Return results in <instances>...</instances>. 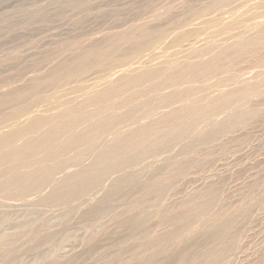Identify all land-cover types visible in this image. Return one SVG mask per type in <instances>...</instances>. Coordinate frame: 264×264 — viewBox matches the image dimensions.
Segmentation results:
<instances>
[{"label": "rangeland", "instance_id": "rangeland-1", "mask_svg": "<svg viewBox=\"0 0 264 264\" xmlns=\"http://www.w3.org/2000/svg\"><path fill=\"white\" fill-rule=\"evenodd\" d=\"M215 1L217 3H214ZM218 1L219 0H0V118H1L0 126L3 123L2 120L3 121L7 120L5 124L8 123L12 124L11 126H8V128L6 127L0 128V131L7 132V130L19 128L20 127L19 124L21 125L23 124L22 122L24 117L23 116L21 117V114L26 110L24 106L28 107V109L31 110L36 109L37 111L38 109H40L38 111H41L42 113L52 114L51 112H55V111L53 110L50 111L46 109L55 106L57 103V101L55 100H58L61 97H63L62 99H67L68 97L75 99V101H78L83 97L89 95L92 96L95 93L94 90L95 88L93 89L92 93H90L89 91V94L80 97L78 94H81L83 91H81V93L77 92L76 90L77 87L75 86L76 89H74V85L78 83L80 84V86L84 85V87H86L85 83L89 85L94 80L99 79V77L106 75V73L110 72L109 70L111 69V66H113L114 62L117 63V60L115 58L117 55L121 54L122 52L126 54L125 52H127V50H129V47L131 48L132 45L136 43L145 44L147 43L149 38L156 36L163 31L164 32L166 31L167 32L166 34H168V36L165 37L166 34H164L163 35L164 41L162 39V42H160L161 44L159 43L160 47L157 48L155 51L151 52L152 54L156 52L155 54H153V56L151 54L152 57H155V60L153 61L154 64L153 63L151 64L150 62L148 63L149 65L146 64L148 65L147 68L149 67L153 68V66L156 67L160 64L159 61L162 62V60L165 61L166 59L175 61L176 63L178 62L185 63V61L189 59V58L187 59L185 53L189 52V50L193 51V49L196 52L200 49L199 52H201L204 48L208 47L207 45L210 46L211 43L218 44V42L220 43V41H223L225 42L223 43V45L226 44V47L231 48L232 45L235 46L236 43L234 42L236 38L234 35H238L239 33L244 34L245 37L243 39H245L247 35H248L247 38L250 39V38L258 37L257 35L260 33H261L260 35L264 34V28H263L264 0H248V1L222 0L221 1L222 4H219L220 2ZM220 5L221 6L223 5L222 8H220L221 7ZM209 6L211 7V9ZM208 9L210 11L212 10V13H209ZM161 10L162 13L158 18H156V13ZM225 11L226 13H224ZM232 11L235 12L231 13ZM207 23L209 24L208 26L206 25ZM257 23L258 25L254 26ZM247 25L250 30L252 28V31L255 27L260 29L259 30L257 29V31L256 29H254V31L250 33V30L248 29ZM251 25L253 27H251ZM243 27L244 29L247 28L249 30V34L251 35L249 34L245 35L244 32L246 31L242 29ZM234 28L237 29L235 30ZM219 29H221V31ZM115 32H121L123 34H126V36H128L130 39L129 42L127 43L124 41L117 42V40H115ZM213 38L214 39L216 38V40H214ZM222 38L223 39L226 38L227 40L225 41ZM200 39H202V41H200ZM219 39L220 41H218ZM229 39L233 40L231 41V43L234 42L232 45L231 43L227 42L229 41ZM192 43L197 44L195 45L197 47L196 50L194 47L192 49L180 51V49L183 50L184 48L190 46ZM177 44H180L182 47H180ZM201 47L203 48L202 50ZM97 49L109 52L115 56L114 58H112L111 56V58L105 59L106 60L105 63L104 60L103 62H101L102 64H104L102 68L103 70L99 67L96 68L94 67L93 70L90 71V73L93 74L88 73L90 75L88 74L82 75L81 73H79V71L83 67L92 68L93 61L95 58L94 51ZM175 49H177V51ZM217 50L218 49H215V51ZM262 50L264 51L263 48ZM263 51L260 52L261 54L259 53L260 55L256 53L255 55H253L254 57L250 56V54L248 55L249 57L245 55L244 58H241L243 57L241 55H240L241 57L237 56L235 57L236 62L238 61V57L240 59L237 63L235 61L230 62L233 65L229 64V62L227 64L225 63V65L227 66L231 65L230 67L225 66L226 69H224L223 67L224 65H222L221 69L223 71L220 70L222 71L221 74H219L220 71H218L217 73H215L217 76H214L215 75L214 74L212 78L210 77L207 78L206 80H202V81L198 80L196 82L194 81L190 84L185 83L183 84L182 87L179 86L180 88L184 89L187 85L192 84L197 89L196 92L195 90L193 91L194 92L193 95H192L193 92L191 93V95L189 96L190 98L188 97V100L187 101L185 100V103L187 104L197 103L198 101L197 98L200 97L201 99L203 100L205 99L204 101H206V99H208L209 97L217 96V94L222 93L221 90L224 89L223 91H226L230 89L229 88L230 86H231L230 90L234 91L236 89L239 90V88L245 86L250 82L251 83L259 82V80H261L260 78L261 77L263 78L264 76ZM127 54L128 55H125V57L121 59L123 63L128 61L127 63L129 64L130 61L136 60V58L140 56V55L138 56V54L136 55L135 53H132L134 55H130V52ZM85 55H87V57H84ZM177 55L180 56L178 57ZM260 56L261 57L263 56V58L260 59L261 58ZM190 60H194V59L191 58ZM253 64H255V66ZM132 69L133 68H131L132 72H136L138 70V69L136 70L135 69L132 70ZM261 71L263 72L262 75L260 73ZM75 72H78V74H80V75H75L77 77V81L74 79L75 76L72 79H70L69 77L72 73L74 74ZM85 78L86 80L87 79L88 80L86 81ZM52 79H55V81H53ZM57 79L64 80V83L66 85L62 87H65L66 90L68 91L62 90L63 89L62 87L57 88V86H59L60 83ZM208 79L209 82L207 81ZM218 79H221L219 80L220 83ZM153 80H148V82L143 84L141 87L135 86L133 88H130L129 91L132 89L130 93L127 90L126 94L125 93H124L125 95L123 94L124 96L122 95V97L119 98L115 97L116 102L114 101L115 103L113 102L112 106L109 105L107 106V108L105 107L106 109L104 108L106 110V113L105 112L103 113L109 114L108 113L110 112L109 109L111 107L114 109V106L116 109L114 110L112 108L111 109L113 111L120 110V112H126L127 110L130 109V107L135 106L137 108L135 109L136 113H134L132 117L140 118L138 119V121L136 120L137 123L134 122V124H132L133 121H135V119L134 120L130 119L132 121H129L127 123H131V122L132 123L127 128L125 127L121 128L119 127L120 125L115 126L116 129L121 128V130L118 132L116 131L117 134L113 132V134L109 135L107 139L106 138L104 140L101 139L102 144L100 143L98 146H96L97 148L95 147V150L94 147H91L93 149L90 150L91 153L93 152V154L90 153L89 150L90 147H88L87 145L84 146L80 145L79 147L76 148V150L72 149L71 150L72 152L70 151V153L68 152L67 154H65V158L62 157L63 155L61 156L58 155L59 157H55L52 160L56 164L51 162V164H53L54 171L58 169V168L56 169L57 164L59 167L62 161H65V159L66 161L63 162L64 165L62 163L63 166L62 168L59 167V170L56 171L57 173L54 172V174L56 173L54 178L57 176V178L55 179L57 180L63 179V177L66 174L68 175L70 173L77 171L81 167L90 165V163H92L95 160V157H97L98 150L100 152L102 151V149H105L108 145H110L111 141L115 140L114 138L117 137L116 135H118V133H121V136H124L123 134H127L129 131L136 128L138 124L140 125L141 121H142L141 123L144 125V124H148L149 121L151 120L152 121L159 120L164 115V112L168 108V107L167 108L162 107V103H161L163 97L162 95L164 94H161V92L163 91L167 94L168 92H170L171 88H169L168 92L166 91V89L161 91L151 90L150 86H153V83L154 84H156V82L158 83L157 78L155 82ZM78 84L77 86L79 87ZM210 86H214V87L210 88ZM142 87L146 88V89L144 88V92H142L143 91V89H141ZM56 88H57V92H55ZM97 88L98 86L96 87V89ZM102 88L103 86L99 85L97 91H100ZM79 89L80 88H78V91ZM24 90L26 92H30L27 96H25L26 100L25 98H19V101L15 100V97L17 96L19 91H24ZM34 90L37 92H33ZM136 90L141 91L142 94L145 93V95L140 94V92L137 94ZM59 91H60V95L62 96L57 95ZM63 91L64 92L66 91V93L64 94ZM70 91L73 94L69 93ZM51 92H55L56 95L58 96V99H55L57 96L55 94H52ZM157 92L158 93L160 92L161 95L158 94ZM45 93L47 94L51 93V95L53 96L51 97V95H46ZM203 93L204 94L207 93L206 94L207 96L204 95ZM45 95H46V97L44 98L45 102L43 104L44 100L42 101V99L40 98L37 99V98L40 96L42 98V96ZM76 95H78L77 96L78 98L76 97ZM47 96L50 97V98L48 97L49 99L51 100L55 99V100L49 103L50 100L49 101L46 100ZM116 98H118L119 100ZM248 98L251 99L248 100ZM248 98H247V103L245 102V104H246V108L250 111V114L248 115V117L249 116L250 117L249 118L247 117L248 120L246 121V123L248 125L246 123L244 124L245 126L242 125V127H244L242 128V130L240 127L234 130L235 132H230L229 134L228 133L223 134V136L222 135L219 136L220 138L219 137H217L216 139L214 138L215 140L214 139L208 140L205 146L200 147V149L197 150L193 156L191 155L192 158H190V156L185 157V155L180 153L178 150L180 149V146L178 145H174L173 147H171L172 151L169 149L171 151L170 153L168 152L169 151L168 150L166 151L167 153L165 152L166 154L165 153L162 154L164 158L165 156H167V154L168 156L171 154H172L171 156L173 155L175 156L177 154L176 160L178 162V168L172 174L167 172L169 174V177L168 180H166L167 184L164 185L166 189L165 198H164L166 204L169 205L176 204L184 200L186 201L188 198L194 199V201H196V199L197 201L203 200L205 198L203 196L206 195L205 192L212 191L215 193L214 198H216V203H217L216 207L218 205L217 211L219 210L220 213L222 212L224 214L225 213L234 214L236 208L240 206V210L238 212H235L237 215L236 217H234L235 219L232 224L233 234H235L236 236L235 241L233 238H231V235H227L220 244L213 243L211 245L212 249L211 250L208 249L209 251H207V253H204V252H191V251L188 252L190 241L187 238H184L182 239L181 244L186 250V252L181 257L180 264H202L205 260L211 257V255L215 256L216 254L220 255L222 264H263L264 263V202L254 201L256 196H260L262 195V193H264V94L261 96L259 95V97L258 96L252 97L250 95ZM20 100H22V102ZM117 100L119 102H117ZM54 101L56 102L55 104H53ZM125 101L127 104L123 103ZM37 102L39 104L42 103V107L39 104H37ZM121 102L123 103V105L121 104ZM48 103L50 104V107L49 105H46ZM96 103L93 102L92 105L95 104L94 106H90L91 105L90 104L86 107V109L88 110V114L91 111L90 116H93V114H96L99 111V109L97 110L96 108V106L97 107L99 106V103L98 102ZM51 104L53 106H51ZM117 104L120 106V109H118L119 106L118 107L116 106ZM176 104L177 103H175L172 106L176 107L175 106ZM47 106L48 108H46ZM37 107L40 108L37 109ZM156 108L158 109L157 113H156ZM113 111H111L110 113H112ZM75 115H72V117H74ZM7 116H9V118ZM17 117L20 118V120L16 119L18 120V122L13 123V121ZM95 118L96 117L94 118L91 117L92 122L95 121ZM65 121L66 120H63V122L60 121L61 122L60 125H63ZM16 123H18V125ZM15 124L17 126H15ZM122 124L124 125V123H121V126ZM115 128L114 130H116ZM192 137L193 136L187 137V139L184 140V143H187L194 138ZM50 138L51 135L50 137L45 139L46 142ZM18 141H17V145L20 144L19 147H21L23 140L19 141L20 143ZM44 141H42L43 142L42 144L39 143L40 145H37L36 149L32 148L31 150L30 148H26L27 152L30 151L29 153L32 155L27 154L25 148H23L25 150L21 148L22 150L19 151V154L20 152L25 151L26 152L25 155L27 154L29 156L28 158V156L26 155L28 158L26 159V161L28 160L31 161L35 158L38 159L39 156L43 154L41 150L42 148L40 147L42 145L43 146L45 145ZM104 142L108 143V145L105 144ZM39 148L41 151H39ZM85 148L88 149V151L87 150L86 151L90 154L85 153L86 152ZM36 152H37V156L33 154ZM85 154L87 155V157L85 156V158L87 159H84L83 157ZM94 154L97 155L94 156ZM20 155L21 156L18 157L15 155L11 159H8L7 160L8 163L7 161L4 163L3 162L0 163V172H2L3 169L8 167L7 175H5V173H3L4 175L3 174L1 175L4 178L3 177L0 178V183L8 176L9 171L10 174H13V172L16 171L15 168L21 170V168L23 167L25 170H30L35 167L34 166L35 164L33 165V167L32 166L20 167L19 163L21 164L22 159L24 162L26 158V156L25 158L22 157L24 156V152L23 154L21 153ZM74 155H76V157H73ZM162 155L157 158H162ZM78 156L81 157V158L79 157L80 159H82L83 157L84 162H82L83 159L79 161ZM60 157L64 159L62 160ZM67 157H72L71 159L73 160L77 159L76 162H78V164L76 163L74 165V161L70 159L71 161L70 162L69 158L67 160ZM57 158L58 160L61 159L59 161V163L61 162L60 164L58 163V160H56ZM93 158L94 160H92ZM152 158L145 160V162L143 161L140 165H136L137 169L135 168L133 170L134 173L137 171L136 172L137 174H135L136 176L132 175L134 173L129 175L130 174L128 173L129 169L127 171L125 170L123 172L124 174L127 172L126 173L127 176L126 177L124 176L123 180L119 181L117 184L114 185H112V179L111 182L106 181V185L104 186V188H102V190L97 191L96 192L97 194L95 193V195L92 198H88L89 202H92L91 200L95 198L97 200L100 199L99 201L101 202L98 204L99 210L101 211L103 210L104 212L105 211L108 212L110 210L108 213L106 212L107 214L105 213V215L101 218L102 220L97 222L96 224L90 221L89 220L90 218L89 219L79 218V216H82L83 213L85 212V209L87 207L84 206H86L85 204H87L88 201L87 202L77 201L80 205L78 206L77 209L73 210L74 212L73 211L69 212L68 215H66V213L69 210V206L65 205L59 208H51V205L49 204L47 205L46 202L44 203V201H42L43 200L42 198L50 192L52 186H47L43 188V190L41 188H40L41 190L35 189L34 190L35 192L29 191L25 193L24 197H22V195L21 197H18L20 196V194H22V192H24L22 190L23 188L22 189L12 188L11 191L15 192L14 195L10 191V189L7 190V192L6 190L0 192V202H1L0 215L2 214L0 216V235H1L0 264H18L20 262H21L20 264H38V263L43 264L47 262V259H50L51 257L59 258L60 256L61 257L63 256L62 258H67L68 256H70V254L71 255L79 254L82 251L89 249L93 244L97 242L98 239L97 237L102 235V233L104 232V228H105L103 227L104 225H108L109 227L111 226L110 228H114L113 226L115 225V223L113 222H115L116 218H119L120 216L126 214L131 215V212L132 214L135 213V211H133L134 209L127 208L124 205L123 201L120 200L121 197H118L117 195L122 196V194L120 193L125 190V187H127L126 185H129L128 190H130V192L132 191L133 193L134 192L133 189L134 190L136 189L134 183L135 185L138 184L139 182L142 184L144 181L148 179L147 176L149 177V175L146 173L148 172L151 174L152 171H154L152 170L153 168L157 169V167L160 166L157 165V163L158 164L161 163V162L156 163L158 159L153 160L156 157H154L153 159ZM164 158L162 159V161L164 160ZM19 159H21L20 160L21 162L19 161ZM151 160H153V162L155 163H153ZM149 162L151 163V166H149L150 165ZM16 163L18 167L12 165ZM8 165H12V166H8ZM64 166L68 167L67 171L66 170L63 171ZM11 167L14 169H12ZM23 168L22 170H24ZM60 169L63 172H61ZM144 176L146 178H144ZM127 177L129 179L132 177L134 180L131 178L129 182ZM126 179L128 182L126 181ZM121 183L123 184L121 185ZM33 186H35V183ZM33 186L32 189L36 188V186L35 187ZM117 186L118 188L124 186V188L118 190ZM109 187L113 190V192L116 189L117 190L113 193L111 189H108ZM14 189H16V191ZM128 190L126 189L124 192L127 191L126 194L130 193ZM110 192L113 193V196L112 193ZM147 192L148 191H146V189H142L138 193V195L139 197H145L147 195ZM7 194L9 196L11 195H13L14 197L16 196V198L20 200L14 201L13 199L8 198ZM116 197H118L117 200L115 199ZM104 200L105 201L107 200L108 203L110 204H107ZM103 202L105 203L103 204ZM108 205L110 206L108 207ZM33 206L36 208L32 209L34 208ZM220 207H222L223 209ZM5 212L7 213V215H5L6 214ZM137 212L135 216H139L140 212L138 213ZM64 215H66L67 217H65ZM1 217L4 218V220ZM74 217L77 218L75 219ZM61 218L63 219L61 220ZM157 219L158 218L152 219L153 225H156ZM28 220H29V224L27 222ZM32 220H34L33 221V224L35 223L34 225H32L30 222ZM181 220L182 218L178 217L170 221V223L168 224L155 226L152 230V234L143 239L145 254L153 255L152 257L147 258L149 262L146 264H158L160 260L159 257H161L160 255L164 253L167 246H169L170 240L174 233L173 228L177 224H179ZM47 222L49 223L47 224ZM74 222H76V224H74ZM24 223L25 224L27 223L26 226L24 225ZM41 227L45 229L55 228L57 230L55 235V242L53 243V245H51V243L48 245L49 242H46L43 243L42 247H40L37 251L34 252L32 251V253L31 251L30 253L27 251H23L25 253L20 251L23 245L36 240L37 237L35 236L36 232L37 230L41 229ZM24 230H27L25 231L26 233L23 232ZM1 233L5 235L3 236ZM152 235H154V237H152ZM5 236H10V238L6 240ZM139 240H141V238H139ZM139 240H134V241L132 240L134 242L133 244V242L129 239V242L126 243V245L128 244L127 246L130 247L129 254L130 256H132L131 257L132 261L138 256L137 250L134 246ZM5 241L6 242L8 241L7 243L9 242L10 243L7 244ZM3 242H5L6 244ZM56 244L58 247L56 246ZM44 245H48V246H44ZM100 252H105V250H100ZM51 254L52 256L49 257ZM116 257H117V251H115L112 254L111 260L115 261ZM14 260H17V262ZM93 261L94 260H91V263ZM95 261L93 263H95Z\"/></svg>", "mask_w": 264, "mask_h": 264}, {"label": "bare ground", "instance_id": "bare-ground-1", "mask_svg": "<svg viewBox=\"0 0 264 264\" xmlns=\"http://www.w3.org/2000/svg\"><path fill=\"white\" fill-rule=\"evenodd\" d=\"M221 1L222 0L218 1V2H220L219 4H222ZM214 3H217V2L215 1ZM223 4H225V3H223ZM222 6L220 8H222ZM207 7H206V9H207ZM210 9H211V7H210ZM214 10H215V8H214ZM234 12L232 11L231 13H234ZM161 13H162V10L158 11L156 13V18H158ZM209 13H212V10L211 11L209 10ZM219 13H221V12H219ZM224 13H226V11ZM218 23H220V22H218ZM262 24H263V22H262ZM206 25L208 26L209 24L207 23ZM257 25H258V23L254 26H257ZM247 27H248V25H247ZM251 27H253V26L251 25ZM225 29H226V27H225ZM228 29H230V28H228ZM242 29H244V27ZM248 29H249V27H248ZM248 29L246 28L244 30L247 32ZM254 29H256V31H257L258 28L255 27ZM254 29H253V31H254ZM204 30H206V29H204ZM219 30L221 31V29H219ZM249 30L247 33L244 32L245 35L249 34ZM253 31L251 28L250 33ZM260 32H261V30H260ZM166 33H167L166 31L165 32L163 31L160 34L149 38V40L145 44L144 43H136V44L132 45L131 48L129 47V50H127V52H125L126 54H124L122 52L121 54L117 55L115 57L117 60V63L113 61L114 64L116 63L117 65L116 64L114 65L112 62L113 66H115V67L111 66V69L109 70L110 72L108 71L109 73H106V75L99 77V79H97V80H94L93 82H91L92 84L90 83L89 85H87L85 83L86 87H84V85H82L83 86L82 87L78 83L77 84L79 85V87L77 86V84L74 85V89H76V87H77V89H76L77 92L81 93V91H83L81 94H78L80 97L89 94V91H90V93H92L93 89L95 88L94 89L95 93L92 96L89 95L90 97L89 96L83 97V98L79 99L78 101H75V99L68 98V97H67V99H62L63 97L58 99V96L60 95V91L57 93V95H58L57 96L55 93V92H57V88L62 87L66 84L64 83V80H61V79L58 80L57 79L60 82L59 86H57L55 92H51L52 94H55L57 96L55 99H58V100L53 99V100L57 101V103L54 101L53 104L56 103V105L53 106L51 104V106H53V107L46 109V110H50V111L53 110L55 112H51L52 114H48V113L46 114V113H42L41 111H38V110H40V109H38L40 107H37L38 110L36 111V109L31 110V109H28V107L23 105L26 108V110L24 108L25 111L22 109L24 111V112H22V114L20 113L21 117L22 116L24 117L23 122H22L23 124L22 125L19 124L20 125L19 128L7 130V132L6 131H3V132L0 131V134L2 132V134L0 135V153H1L0 163L6 162L8 159H11L15 155L17 157L21 156L20 154L21 153L23 154V152H24V156H22V157L25 158V156L27 154H30L29 153L30 151L27 152L26 148H30L31 150H32V148L36 149L37 145L42 144L43 143L42 141H44L46 138L50 137V135H51V138L47 142H46V140L44 141L45 145L44 146L42 145L40 147V148H42L41 150H42L43 154H41V155L39 154L40 156L38 159L35 158L31 161H29V160L26 161V159L29 158V156L27 155L28 158L26 156L24 162H23V159H22V162L20 161L21 159H19L21 164L17 161L19 163L20 167H22V166H29V167L32 166L33 167L34 164H35L34 165L35 167L30 169V170H25L23 167L22 168L24 170H22V168H21V170H18L15 168L16 171L13 170L14 171L13 174H10V171H9L8 176L0 183V192H3L5 190L7 192V190H9V189L11 191L12 188H17V189L23 188L22 190L24 192H22V194H20V196H18V197H21V195H22V197H24L25 193H27L29 191L32 192L35 189L36 190H41V189L43 190V188H45L47 186H52L50 192L42 198L43 199L42 201H44V203L46 202L47 205L48 204L51 205V208H59L61 206H65V205L69 206V210L66 213V215H68L69 212H72L73 210L78 208V206L80 204L77 201L87 202L89 200L88 198H92L97 191L102 190V188H104V186L106 185V181L111 182V179H112V185H114V184H117L119 181L123 180L124 176L125 177L127 176V174H126L127 172L125 173L126 174L125 175L123 171H125V170L127 171L129 169L128 173H130L129 175H131L132 173H134L133 170L136 168V165H140L143 161L145 162V160L151 159L152 157L153 158L156 157L155 159L152 158L153 160L158 159L156 161V163L161 162L160 164L157 163V165H160V166H158L157 169L153 168L152 170H154V171H152L151 174L148 172L146 173L149 175V177L147 176V178H148L147 180L144 179L146 181H144L142 184L138 181L140 183V185H139V183L136 185L134 183L136 191L133 189L134 192L133 193H132V191L130 192V190H128L129 185H126L128 188L125 187V190L127 189L130 193L126 194L127 191L124 192L125 191L124 190V191H122L124 193H122V192L120 193V194H122V196L117 195L118 197H121L120 200L123 201L124 205L129 209H134L133 211H135V213L132 214V212H131V215L126 214V215L120 216L119 218H116L115 222H113V223H115V225L113 226L114 228H110L111 226L109 227L108 225H104L103 226V227H105L104 232L102 233V235L97 237L98 238L97 242L95 244H93L89 249L82 251L79 254H75V255L70 254V256H68L67 258H62L63 256L62 257L60 256L59 257L60 259L55 258V257H51L52 256V254H51L49 256L51 258L47 259V262H45L43 264H112V263H114V264H146L149 262V260L147 258L152 257L153 255L148 254L149 255L148 256L145 254L143 239L152 234V230L155 226L162 225V224H168V223H170V221H172L173 219L178 218V217L182 218V220L179 224H177L173 228L174 233H173L172 238L170 240L169 246H167V248L165 249V252L160 255L161 257H159L160 260H159L158 264H180V259L184 255V253L186 252V250L184 249V247L181 244L182 239H184V238H187L190 241L188 252L191 251V252H204V253H207V251L212 249L211 245L213 243L214 244H220L227 235H231V238H233L235 241L236 236H235V234H233L232 224H233V221L235 219L234 217H236V215H237L235 212H238L240 210V206L238 208H236V210L234 211V214H226V213L224 214L222 212L220 213L219 210L217 211L218 205L216 207V204H217L216 198H214L215 193L212 191L205 192L206 195L203 196V197H205L203 200L197 201L196 198H198V197H196L195 198L196 201H194V199L188 198L186 201L184 200V201L178 202L176 204H170L169 205V204L165 203L164 198H165L166 189H165L164 185L167 184L166 180H168V177H169L168 173L172 174L178 168V162L176 160L177 154L175 156L174 155L171 156L172 154L168 156V154H167V156H165V158L162 154L165 153L166 151H168L169 149L171 150V147H173L174 145H178V146H180V149H178L180 153L185 155V157L190 156V158H192L191 155L193 156L195 154V152L200 149V147L205 146L206 143L208 142V140H211L214 138L216 139L217 137H219L221 135L223 136V134H226V133L229 134L230 132H235L234 130H236L237 128L241 127V130H242V128H244V127H242V125H244L246 123V121L248 120L247 117L250 114V111L246 108L245 102L247 103V98L250 95L252 97H255V96L259 97V95L261 96L264 94V76H263V78L262 77L260 78L261 80H259V82H253V83L250 82V83L246 84L245 86L242 85L243 87L239 88V90H237L236 88H234V89H236L234 91L230 90L231 86L229 85L230 89H228L226 91H223L224 89L221 90L222 93L217 94V96L209 97L210 96L209 95L208 96L209 98L206 99V101H204L205 99L204 100L201 99V97H200L201 95H200L199 96L200 98H197V100L199 102L197 101V103H193V104L191 102H190L191 104H187V103H185V100L186 101L188 100V97L191 95V93L194 90L196 92L197 89L195 88V86H193L192 84L187 85V86L185 85L186 87L184 89L180 88L179 86L182 87L183 84H185V83L190 84L194 81L196 82L198 80L202 81V80H206L207 78H210V77L212 78V76L215 73L222 70L221 69L222 65H224L223 67H224V69H226V67H230L231 65L227 66V65H225V63L227 64L229 62V64H232V63H230L231 61L236 62L235 57H237V56H239V57L243 56L241 58H244L245 55L248 56L249 54H250V56H253L256 53L258 55H260L261 54L260 52L263 51L262 48L264 49V34L263 35H260L261 33L258 35L256 34L258 37L250 38V39L247 38L248 37V35H247V37H246L247 39L246 38L243 39L245 37L244 34L239 33L240 34L239 35L236 32L238 35H234L236 37L235 41H234V42H236L235 46L232 45L234 42L231 43V41H233V40L229 39L230 42L227 41L228 43H231V45H232L231 48L226 47V44H224L225 45V47H224L223 43H225V42L220 41V39H219L218 41H220V43L218 42V44L211 43L210 46L207 45L208 47H206L204 49L201 47V50L203 49L201 52H199L200 49L197 52L194 51V49H193V51L189 50V52L185 53V56L187 57V59L189 58L188 60L186 59L188 62L185 61V63L184 62L176 63L175 61H171V60L166 59L165 61L162 60V62L159 61L160 64L156 67L153 66V68L152 67L147 68L149 65L148 64L149 62L151 64L152 63L154 64L153 61L155 60V57H152V56L156 52L153 54L151 52L155 51L157 48L160 47L159 43L162 42V39L164 41L163 35ZM218 33H219V31H218ZM249 35H251V34H249ZM167 36H168V34L165 35V37H167ZM210 36H211V34H210ZM214 37H216V36H214ZM226 38H224V39L222 38V39L226 41L227 40ZM202 39H200V41H202ZM115 40H117V42L124 41L127 43V42H129L130 39L128 36H126V34H123L121 32H115ZM214 40H216V38ZM177 45L182 47L180 44H177ZM195 45H197V44L192 43L187 48H184L183 50L180 49V51L192 49L194 47L196 50L197 47ZM177 49H175V50L177 51ZM215 49H218V50L215 51ZM147 51H149V52H147ZM129 52H130V55H134L132 53H135L136 55L138 54V56L139 55L140 56L138 58H136V60L130 61L129 64L127 63L128 61H126L125 63L128 64V65H126L125 63L122 62L121 59L123 57H125V55H128L127 53H129ZM94 53H95V58L93 61L92 68L83 67L79 71V73H81L82 75L90 73V71L93 70L94 67L95 68L99 67L102 69L104 64H102L101 62H103V60H104V63H105L106 62L105 59H109V58H111V56H112V58H114V56H115L109 52L102 51L99 49L95 50ZM122 54H123V56H122ZM151 54H152V56H151ZM207 55H209V56H207ZM258 55H257V58H258ZM84 57H87V55H85ZM127 57H129V56H127ZM199 57H201V58H199ZM239 57H238V61L240 60ZM156 58H158V57H156ZM191 58L194 60H190ZM262 58H263V56L260 59H262ZM101 64H102V66H101ZM146 64H148V65H146ZM253 65L255 66V64H253ZM131 68H133L132 70H134V69L135 70L138 69V70L136 72H132ZM254 69H256V68H254ZM107 70H108V68H107ZM232 70H234V69H232ZM222 71H220L219 74H221ZM263 72L262 71L260 72L261 75ZM95 73H96V71H95ZM90 74H93V73H90ZM90 74H88V75H90ZM75 75H80V74H78V72H75L74 74L72 73L69 76L70 79H72ZM214 76H217V75L215 74ZM93 78H96V77H93ZM93 78H91V79H93ZM156 78L158 79V83L156 82V84H154L153 81L155 82ZM74 79L77 81L76 76ZM153 79H155V80H153ZM258 79H259V77H258ZM52 80L55 81V79H52ZM85 80H86V78H85ZM148 80H153L152 81L153 86L149 85L151 87V88L149 87L151 90L161 91V90L166 89V91L168 92L169 88H171L170 92H168L167 94L163 91H162L163 93L161 92V94H164V95H162L163 96L162 102H161L162 107L163 108L168 107L166 109V111L163 110V111H165L164 115L159 120L149 121L148 124L143 125L141 123L142 122L141 121L140 125L138 124V126L134 129H132L131 131L128 130L129 132L127 134H123L124 136H121V133H118V135H120V136L116 135L117 137L114 138L115 140L111 141L110 145H108V143L104 142L108 146L106 148L103 147L105 149H102V151H100V152L98 150V152H97L98 155L94 154V156L97 155V157H95V160H94V158L92 159L94 161L92 163H90V165H88V166L86 165L85 167H81L77 171L74 170L75 172L70 173L68 175L64 174L65 176L63 177V179H60V180L55 179V178H57V176L54 178L55 174L57 173L56 171L59 170V167L62 168V166L64 165L63 162L66 161V159H65V161H62V163H63V165H62L61 162H60L61 164L59 163V161L62 158L60 157L61 158L60 160H58V158H57L56 160H58V163L60 165H59V167H58V164H57V166L54 165V166H56V169L58 168L56 171H54L53 164H51V162L55 163L54 161H52L55 157H59L58 155H60V156L63 155L62 157L65 158V154H67L68 152L70 153V151L72 149L76 150V148L79 147L80 145H83V146L87 145L88 147H90L89 150L93 149L91 147H94V150H95V147L98 146L102 140H104L105 138L107 139V137H109V135L113 134V132H115V134H117V132L120 131L121 128H124V127L127 128L128 126H130L132 122L127 123L129 121H132L130 119H133V120L135 119V121H133L132 124H134V122L137 123L136 120L138 121V119H140V118H133L132 117L133 114L136 113L135 109H137V108L135 106L130 107V109L127 110L126 112H120V110L119 111H117V110L113 111L114 109H116L114 104H113L114 109L112 107L111 108L113 110L111 108L109 109L110 112L111 111H113V112L110 113L107 111L109 114H105L106 113L105 109L109 105L112 106V103L114 101L116 102L115 97H118V98L122 97V95L124 93L126 94V91L127 90L129 91L130 88H133L135 86L141 87L143 84L148 82ZM219 80H221V79H218V81ZM90 81H92V80H90ZM90 81H88V82H90ZM207 81L209 82V79ZM252 81H253V79H252ZM80 82H82V81H80ZM219 83H220V81H219ZM239 83H241V82H239ZM81 84H84V83H81ZM217 84H215V85H217ZM99 85H102L103 88L100 91H97V89L99 88ZM97 86H98V88L96 89ZM219 86H220V84H219ZM233 86H234V84H233ZM140 87H139V90H140ZM145 87L141 88V89H143L142 92H144ZM212 87H214V86H210V88H212ZM62 88H61L62 90H66L65 87H62ZM78 88H80L79 91H78ZM167 88H168V90H167ZM151 90H149V91H151ZM66 91H68V90H66ZM66 91L65 92L63 91L64 94L66 93ZM71 91L69 93H71ZM130 91H129V93H130ZM33 92H37V91L34 90ZM63 92H62V94H63ZM77 92H75V93H77ZM139 92H140V94H142L141 91H137V94ZM147 92H148V90H147ZM29 93L30 92H26L25 90L19 91V93L15 97V100L19 101V98H25V100H26L25 96H27ZM51 93L50 94L45 93V94L51 95ZM71 94H73V93H71ZM149 94H151V93H149ZM158 94H160V92ZM193 94H194V92L192 93V95ZM206 94H204V95H206ZM46 95L42 96V98L40 96L37 99L40 98L43 101L44 98L46 97ZM78 95H76V97ZM142 95H145V93H143ZM52 96L53 95H51V97ZM60 96H62V95H60ZM134 96H133V99H134ZM196 96H197V93H196ZM48 97L49 96H47L46 100H48V101L50 100L49 103L51 101L53 102V100L49 99L50 97L49 98ZM125 97H127V96H125ZM125 97H123V98H125ZM194 97H195V95H194ZM118 98H116V99H118ZM191 98H192V96H191ZM250 99L248 98V100H250ZM22 100H24V99H22ZM22 100H20V101L22 102ZM118 100H117V102H119ZM120 101H122V100H120ZM143 101H140V102H143ZM44 102H45V100L43 101V104H44ZM93 102L99 103V106L98 107L96 106L97 110L99 109V111H98V113L93 114V116H90L91 111L88 114V110L86 109V107L90 104H91L90 106H94L95 104L92 105ZM46 103H47V101H46ZM49 103L46 105H49V107H50ZM123 103H126V101ZM123 103L121 102L122 105H123ZM175 103H177L175 105L176 107L172 106ZM37 104H39V103L37 102ZM118 104L116 105L117 107L120 105V104L119 105ZM248 104H249V102H248ZM35 105H34V107H35ZM39 105L42 107V103ZM122 105H121V107H122ZM153 107H154V105H153ZM46 108H48V106ZM118 109H120V106L118 107ZM50 111H48V112H50ZM157 111H158V109L156 108V113H157ZM103 112H105V113H103ZM146 113H148V112H146ZM75 114H77V115H75ZM72 115H75V116L72 117ZM7 117L9 118V116H7ZM91 117L92 118L96 117L94 122H92ZM2 118H4V117H2ZM16 119L20 120V118L17 117V118H15L13 123L18 122V120H16ZM63 120H66L65 123H63V125H60L61 124L60 121L63 122ZM6 121L2 120L3 123L0 126V128H5V127L8 128V126L12 125L11 123L5 124ZM121 123H124V125L122 124V126H121ZM16 124L18 125V123H16ZM16 124H15V126H17ZM118 125H120L119 127H121V128L116 129L115 126H118ZM114 128L116 130H114ZM129 128H131V127H129ZM190 136H193L194 138L192 137L193 139H191L187 143H184V140H186L187 137H190ZM18 140L19 141L23 140L21 147H19L20 144L17 145ZM21 148L26 149V152H27L26 155H25V153H26L25 151L20 152V154H19V151L22 150ZM40 148H39V151H41ZM86 148H85V151L86 150L88 151V149H86ZM25 149H23V150H25ZM170 150L168 151L169 153L172 151V150L171 151ZM87 151L85 152L86 154L88 153ZM78 152H80V151H78ZM90 153H91V150H90ZM90 153H88V154H90ZM33 154L35 156H37V152L33 153ZM86 154L84 156L82 155L84 157V159H87V158H85V156L87 157ZM91 154H93V152ZM30 155H32V154H30ZM161 155H162V158H157V157H160ZM89 156H88V158H89ZM73 157H76V155H74ZM79 157L80 156H78V158ZM83 157H82V159H83ZM33 158H34V156H33ZM68 158L70 161V159L72 157H67V160H68ZM80 158H79V161L82 160ZM163 158H164V160L162 161ZM74 159H76V158H74ZM84 159L82 162H84ZM159 159H161V160H159ZM14 160H15V158H14ZM71 160H73V159H71ZM76 160H73L74 165L76 163L78 164V162H76ZM153 160H151V161L153 162ZM11 162H13V161H11ZM162 162H164V163H162ZM7 163H8V161H7ZM153 163H155V162H153ZM12 165L17 166V163L12 164ZM12 165H8V166H12ZM149 166H151V163ZM155 166H153V167H155ZM7 168L8 167H6L5 169H3L2 172H0V178L3 177V176H1L3 173H5V175H7V171H8ZM63 168H64L63 171H65V170L67 171L68 167L64 166ZM12 169H14V168H12ZM60 171L63 172L61 169H60ZM54 172H56V173L54 174ZM136 172L132 175L136 176L135 175V174H137ZM145 176H144V178H146ZM128 177H130V176H128ZM130 179L128 178V181ZM126 181H127V179H126ZM34 183H35L36 188L32 189V186L34 185ZM122 184L123 183H121V185ZM35 186H33V187H35ZM137 186H138V188H137ZM25 188H26V190H25ZM121 188H124V186H121L119 188L117 186L118 190H121ZM108 189H111V188L109 187ZM142 189H146V191H148L147 195L145 197H139V195H138V193ZM14 190L16 191V189H14ZM10 191H8V192H10ZM11 192L14 195L15 192L14 191H11ZM112 192H113V190H112ZM112 192H110V193H112ZM113 193H112V196H113ZM13 195H11V196L8 195V198L13 199L14 201L20 200V199L16 198V196L14 197ZM18 195H19V193H18ZM118 197H116L115 199L117 200ZM200 197H202V196H200ZM95 199L91 200L92 202L88 201V203L85 204L86 206H84V207H87V208L85 209V212L83 213V215L79 216V218H82V219H85V218L89 219L90 218L89 220L92 221L94 224L101 221L102 220L101 218L107 212V211L104 212L103 210L101 211L98 209V207H99L98 204L101 201H99L100 199L99 200H97V199L95 200ZM107 200L106 201L104 200V201L107 204H110V203H108L109 200L108 201ZM254 201H256V202H262L263 201L264 202V193H262V195H260V196H256ZM105 202H103V204ZM4 204H6V203H4ZM4 204H1V205H4ZM8 204H9V202H8ZM11 204H13V203H11ZM109 206L110 205H108V207ZM219 206H222V205H219ZM35 208L36 207H34L32 209H35ZM220 208H222V207H220ZM104 209H105V207H104ZM137 211L140 212L139 216H135ZM215 211H217V212H215ZM5 215H7V213ZM66 215H64V216L67 217ZM153 218H158L156 225H153V221H152ZM2 219L4 220V218H2ZM62 219L63 218H61V220ZM33 221L34 220L30 221L32 225L35 224V223L33 224ZM27 222L29 224V220ZM48 223L49 222H47V224ZM113 223H111V224H113ZM26 224L24 223L25 226H26ZM74 224H76V222H74ZM102 225H103V223H102ZM25 231H27V230H24L23 232H25ZM56 232H57V230L55 228L45 229V228L41 227V229L37 230V232H36V235H35V236H37L36 240L32 241L28 244L23 245V247H21L20 251H22V252L27 251L29 253L31 251V253H32V251L33 252L37 251L40 247H42L43 243H46V242H49L48 245L50 243H51V245H53V243L55 242ZM2 235L4 236L5 234H2ZM27 235H30V234H27ZM0 237H1V235H0ZM5 237H6V240H8L10 238V236H5ZM103 237H105V238H103ZM152 237H154V235H152ZM139 238H141V240H139ZM129 239L131 241L132 240L133 241L139 240L134 246L137 250L138 256L133 261L131 260L132 256H130V254H129V248L130 247L127 246L128 244L126 245V243L129 242ZM57 241H58V239H57ZM5 242H3V243H5ZM12 242H13V240H12ZM9 243H7V244H9ZM133 244H134V242H133ZM48 245H44V246H48ZM56 246H57V244H56ZM44 250H45V248H44ZM100 250H105V252H100ZM115 251H117V257H116L115 261H112L111 260L112 254ZM23 253H25V252H23ZM19 259H17V260H19ZM17 260H14V261L17 262ZM91 260H94V261L96 260V261H95V263H93L94 261L91 263ZM20 263H18V264H20ZM202 264H222L221 259H220V255L219 254H216L215 256L211 255V257H209L207 260H205Z\"/></svg>", "mask_w": 264, "mask_h": 264}]
</instances>
